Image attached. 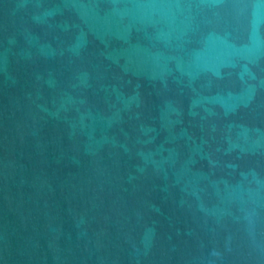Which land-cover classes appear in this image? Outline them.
Masks as SVG:
<instances>
[{
    "label": "water",
    "instance_id": "obj_1",
    "mask_svg": "<svg viewBox=\"0 0 264 264\" xmlns=\"http://www.w3.org/2000/svg\"><path fill=\"white\" fill-rule=\"evenodd\" d=\"M0 264H264V0H0Z\"/></svg>",
    "mask_w": 264,
    "mask_h": 264
}]
</instances>
